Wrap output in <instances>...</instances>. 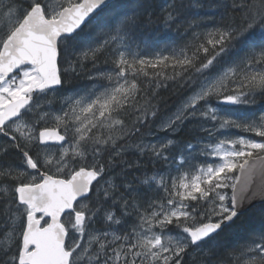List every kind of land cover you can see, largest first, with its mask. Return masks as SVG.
Segmentation results:
<instances>
[{
  "label": "snow or ice",
  "instance_id": "snow-or-ice-1",
  "mask_svg": "<svg viewBox=\"0 0 264 264\" xmlns=\"http://www.w3.org/2000/svg\"><path fill=\"white\" fill-rule=\"evenodd\" d=\"M0 264H264V0H0Z\"/></svg>",
  "mask_w": 264,
  "mask_h": 264
},
{
  "label": "trees",
  "instance_id": "trees-1",
  "mask_svg": "<svg viewBox=\"0 0 264 264\" xmlns=\"http://www.w3.org/2000/svg\"><path fill=\"white\" fill-rule=\"evenodd\" d=\"M153 2L157 5H162L165 3V0H153ZM184 2L190 3L191 0H184ZM203 3H208L209 0H201ZM158 11V9H157ZM155 19V17H154ZM159 23V22H158ZM181 32L178 33L175 28L172 29H165L163 27H160L159 30H156V28H149V29H142L139 33L140 36L143 37L144 43L141 45L142 48H144L149 54L154 53L155 51H158L165 46L172 44L175 41H178L180 39ZM167 54V53H165ZM110 67V65H101V68H107ZM87 70L82 72L79 77L73 78L70 83L66 84V88H72L74 86H80V87H86L92 83V81H89L87 79ZM159 100L158 103L160 105V115L163 116L166 113H171L175 110L176 106L180 104L182 96L184 93L177 87L174 86L171 81L168 82V87H161L158 90ZM256 108H260V105H256ZM192 125H188V127L178 133L177 135L181 139H187L188 136V129H190ZM163 134L164 133H159ZM249 219V216H245L242 218L241 221L238 223L245 224ZM255 227L259 229L260 225L258 221H255ZM238 231L241 235H244L243 228L240 229H234L232 232L225 233V237L228 239H234L233 232Z\"/></svg>",
  "mask_w": 264,
  "mask_h": 264
},
{
  "label": "flooded vegetation",
  "instance_id": "flooded-vegetation-1",
  "mask_svg": "<svg viewBox=\"0 0 264 264\" xmlns=\"http://www.w3.org/2000/svg\"><path fill=\"white\" fill-rule=\"evenodd\" d=\"M58 107V105H57ZM233 135H246V136H253L254 137V134H251V133H241L239 132V130H233L232 131ZM256 139H259L258 137H255Z\"/></svg>",
  "mask_w": 264,
  "mask_h": 264
},
{
  "label": "water",
  "instance_id": "water-1",
  "mask_svg": "<svg viewBox=\"0 0 264 264\" xmlns=\"http://www.w3.org/2000/svg\"><path fill=\"white\" fill-rule=\"evenodd\" d=\"M242 180H243V178H242ZM259 180H260V178L257 176V177H255L254 178V185L256 184V183H259ZM254 203H258V199L256 200V201H253Z\"/></svg>",
  "mask_w": 264,
  "mask_h": 264
},
{
  "label": "rangeland",
  "instance_id": "rangeland-1",
  "mask_svg": "<svg viewBox=\"0 0 264 264\" xmlns=\"http://www.w3.org/2000/svg\"><path fill=\"white\" fill-rule=\"evenodd\" d=\"M234 130H236V129H234ZM233 131V130H232ZM160 135V134H159ZM160 136H163V135H160Z\"/></svg>",
  "mask_w": 264,
  "mask_h": 264
},
{
  "label": "bare ground",
  "instance_id": "bare-ground-1",
  "mask_svg": "<svg viewBox=\"0 0 264 264\" xmlns=\"http://www.w3.org/2000/svg\"><path fill=\"white\" fill-rule=\"evenodd\" d=\"M160 135H163V134H160Z\"/></svg>",
  "mask_w": 264,
  "mask_h": 264
}]
</instances>
